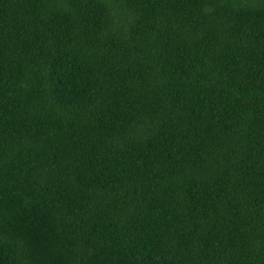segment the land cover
Segmentation results:
<instances>
[{
	"label": "trees",
	"instance_id": "obj_1",
	"mask_svg": "<svg viewBox=\"0 0 264 264\" xmlns=\"http://www.w3.org/2000/svg\"><path fill=\"white\" fill-rule=\"evenodd\" d=\"M0 264H264V0H0Z\"/></svg>",
	"mask_w": 264,
	"mask_h": 264
}]
</instances>
